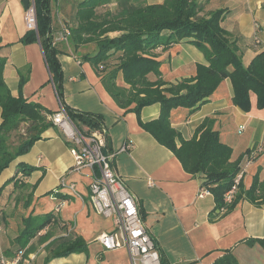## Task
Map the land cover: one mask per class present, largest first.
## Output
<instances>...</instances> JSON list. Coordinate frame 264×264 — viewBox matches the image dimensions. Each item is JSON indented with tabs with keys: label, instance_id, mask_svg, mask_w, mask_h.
Instances as JSON below:
<instances>
[{
	"label": "crops",
	"instance_id": "obj_1",
	"mask_svg": "<svg viewBox=\"0 0 264 264\" xmlns=\"http://www.w3.org/2000/svg\"><path fill=\"white\" fill-rule=\"evenodd\" d=\"M79 1L54 0L50 6L64 105L101 117L107 130L104 150L116 153L115 169L137 198L145 229L167 263L213 264L230 252L238 264H264V250L258 243L248 242L264 239V203L255 205L243 198L227 215L210 221L213 197L198 196L204 176L187 174L174 155L139 126L135 113L116 105L90 63L82 61L74 49L71 51L67 40H62L64 27L72 24L74 7ZM142 1L147 5L163 2ZM197 1L203 5L204 13L218 9L228 11L221 25L237 40L244 66L264 50V0ZM25 12L21 0H0L3 80L10 94L17 97L19 82L23 79L22 98L53 113L59 107V100L53 84L48 81L42 50L38 43L21 41L28 31ZM156 54L161 62V79L169 83L193 77L197 64H207L204 55L189 39L165 51L158 49ZM232 96L231 82L225 79L197 110H173L170 123L182 139L189 140L205 120H210L209 125L218 132L220 141L232 149L231 162L251 150L250 161L246 163L243 158L240 163L244 168L241 185L243 190H248L256 174L260 182L264 181V109L256 108V97L251 94L250 110L243 112L232 104ZM159 111L158 104L143 107L140 119L143 122L154 120ZM126 142L131 148L120 151ZM19 163L34 170L16 184L10 178L16 172L22 173L17 166ZM73 164L69 144L60 130L52 126L27 153L2 171L0 258L10 259L21 250L23 254L18 264H131L126 250L104 251L97 241L98 236L113 230V218L98 214L89 201L92 171L85 168L76 172ZM47 214L53 216L51 225L21 245L18 236L24 228L23 220ZM76 238L86 245V252L46 259L53 248Z\"/></svg>",
	"mask_w": 264,
	"mask_h": 264
},
{
	"label": "trees",
	"instance_id": "obj_2",
	"mask_svg": "<svg viewBox=\"0 0 264 264\" xmlns=\"http://www.w3.org/2000/svg\"><path fill=\"white\" fill-rule=\"evenodd\" d=\"M51 1L53 0H33L36 30H28L21 41L23 44H39L49 74L48 81L53 84L59 102L64 105L62 73L52 37ZM139 1H79L74 7L72 26L67 28L69 44L76 51L81 46L95 43L96 52L92 55L85 54L81 59L90 63L116 105L135 113L139 126L168 149L187 174L204 176L201 188L208 190L214 200V207L209 213L210 221L227 215L243 198L255 205L263 204L264 181H259L258 174L253 177L248 190H243L240 181L232 200L224 202V195L231 190L235 176L241 170V161L243 158L251 159V150H246L236 161L231 162L232 149L220 141L218 132L209 125L210 120H205L191 139L184 140L171 126L170 115L177 108L191 112L197 110L225 79L231 82L232 104L235 107L248 112L250 95L253 94L256 97V108L264 109V50L255 55L247 66L243 65L237 40L232 39L221 25L228 13L225 9L204 13L203 5L197 0H163L160 4L148 5ZM111 3L115 4L114 11L97 15L99 8ZM111 33H117L118 36L109 37L108 34ZM183 39H189V43L204 55L207 64H197L193 77L175 83L165 82L161 79V62L156 50L165 51ZM110 57H115L116 60L113 67L107 62ZM3 67L4 60L0 59V174L17 157L27 153L33 143L52 127L47 118L52 112L38 104L27 102L20 95L23 79L19 82L18 96L10 94L3 80ZM119 74L128 88L117 84ZM151 76L155 79L152 80ZM153 104L159 105V116L143 122L140 119L141 109ZM64 107L71 121L82 130H94L103 126L99 115ZM22 123L27 124V138L12 151L8 147L7 137ZM17 166L22 175L16 172L10 178L16 184L34 170L22 163ZM53 221L52 214L29 216L23 220L24 228L18 236V242L25 245ZM47 238L45 232L44 240ZM248 242L258 243L264 250V239H252ZM51 251L47 260L71 253H84L86 245L76 238ZM19 252L23 254V251L19 250L17 253ZM159 255L160 264H168L160 251ZM213 264L238 263L230 252H226Z\"/></svg>",
	"mask_w": 264,
	"mask_h": 264
},
{
	"label": "built area",
	"instance_id": "obj_3",
	"mask_svg": "<svg viewBox=\"0 0 264 264\" xmlns=\"http://www.w3.org/2000/svg\"><path fill=\"white\" fill-rule=\"evenodd\" d=\"M25 25L28 30H36L33 0L25 12ZM68 34L65 28L62 40H66ZM255 42L258 43L259 40L255 38ZM47 118L52 126L60 130L63 139L69 144V152L74 161L73 170L78 172L86 168L92 171L89 201L93 208L103 217L113 218V230L97 238L102 249L104 251L126 250L131 264H160L159 250L145 229L138 200L129 192L124 179L115 169L116 153L104 150L107 140L105 127L101 126L94 130L80 129L71 121L61 102L58 109ZM130 148L131 145L126 142L120 151H127ZM249 161L248 159L246 163ZM243 173L244 168L241 167L235 176L231 190L224 195L225 203L232 200ZM206 195H210V192L201 188L198 196ZM1 230L0 223V232ZM21 255L22 253L19 252L10 259L0 258V264H18Z\"/></svg>",
	"mask_w": 264,
	"mask_h": 264
},
{
	"label": "rangeland",
	"instance_id": "obj_4",
	"mask_svg": "<svg viewBox=\"0 0 264 264\" xmlns=\"http://www.w3.org/2000/svg\"><path fill=\"white\" fill-rule=\"evenodd\" d=\"M140 1H142V0H140ZM50 6H51V3H50ZM114 9H115V4L111 3V4L107 5L106 7L99 8L97 10V15H99V16L100 15H104V14H106L109 11H114ZM63 25H65V24H63ZM68 26L70 27V26H72V24L69 25L67 23V26L64 27V28H68L69 29ZM108 36L109 37H115V36H118V34L117 33H111V34H108ZM67 38H68V36H67ZM66 40H67V44H69V42H68L69 39H66ZM79 49H80L79 52H76L74 50L75 53L78 54L79 56H83L85 54L92 55V54H94L96 52V45H95V43H90V44H87V45L79 47ZM71 51L73 52V47H71ZM107 62H109L110 67H113V66L116 65L115 57H110ZM116 82H117L118 85L124 86L125 88H128V86H126L123 83L120 74L118 75V78H117ZM26 128H27V124L22 123V124H20V126H19V128L17 130L12 131V132L9 133V135L7 137V144H8V147H9L10 150L13 151L16 147H18L19 144H21L23 141L26 140V138H27ZM51 252L52 251L49 252V255H51Z\"/></svg>",
	"mask_w": 264,
	"mask_h": 264
},
{
	"label": "water",
	"instance_id": "obj_5",
	"mask_svg": "<svg viewBox=\"0 0 264 264\" xmlns=\"http://www.w3.org/2000/svg\"><path fill=\"white\" fill-rule=\"evenodd\" d=\"M21 2L25 10H27L29 7V4H31V0H21Z\"/></svg>",
	"mask_w": 264,
	"mask_h": 264
}]
</instances>
